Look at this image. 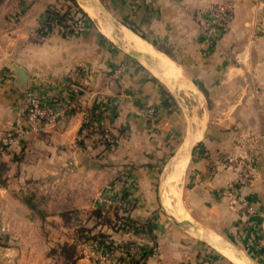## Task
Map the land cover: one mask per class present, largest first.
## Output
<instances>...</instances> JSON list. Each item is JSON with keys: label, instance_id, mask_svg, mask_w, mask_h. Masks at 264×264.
Returning a JSON list of instances; mask_svg holds the SVG:
<instances>
[{"label": "crops", "instance_id": "crops-1", "mask_svg": "<svg viewBox=\"0 0 264 264\" xmlns=\"http://www.w3.org/2000/svg\"><path fill=\"white\" fill-rule=\"evenodd\" d=\"M96 1L171 58L190 89L91 24L44 31L62 0H0V264H125L113 259L129 262L127 243L151 251L143 264H235L224 249L264 264V0ZM225 1L233 17L208 39L196 18ZM31 96L68 107L26 134ZM187 96L199 99L198 114ZM93 105L100 127L83 137ZM103 128L119 141L105 144ZM249 152V178L232 192L244 166L226 160ZM180 159L178 193L167 195L164 178ZM100 235L117 247L110 260L96 254Z\"/></svg>", "mask_w": 264, "mask_h": 264}, {"label": "built area", "instance_id": "built-area-1", "mask_svg": "<svg viewBox=\"0 0 264 264\" xmlns=\"http://www.w3.org/2000/svg\"><path fill=\"white\" fill-rule=\"evenodd\" d=\"M59 12H63L61 9H57ZM234 14V3L231 1H225L221 3H213L210 4L203 12L199 13L196 20L203 32V34L208 39H214L218 36V33L225 30L233 17ZM63 27L70 32L73 33H81L87 29L89 26V21L85 16L81 15H74L69 14L63 22ZM51 27L57 25L55 21L51 22ZM44 31H48L49 28L45 25L43 26ZM68 105L66 102H44L35 96H31L29 98L27 108H26V117L28 122V127L24 131V133H35L47 125L54 123L59 118L64 115V111ZM83 124H86L82 128L83 134H87L92 132L93 130H98L99 126V119H92L90 113H86L84 117ZM100 136L105 144L107 145H114L119 141L117 136H114L110 131L103 128L101 129ZM17 137H10L8 142H14ZM3 148L0 146V153H2ZM252 159V153L249 152L247 161H240L233 158H229L226 160L227 162L231 163H242L241 165L244 166V170L242 173H239L237 181L230 185V189L232 192L237 193V187L240 183H244L248 180L247 176L250 174L248 172L251 168L250 161ZM245 162V163H244ZM234 201L237 202L238 196L234 194L233 197ZM238 202L240 203V207L246 214H250L253 211V208L249 203L243 199L239 198ZM124 221V219H121ZM97 247H99L96 254L100 257L101 260H110L112 258V253L116 250V246L113 243H110L108 240H105L104 243L96 242ZM124 254L128 257L129 262L125 261L121 258H114L113 260H117L118 262H122L125 264H131L132 257H137L140 255L141 248L138 245L131 244L126 248H123ZM196 264H208V262L204 260L198 261Z\"/></svg>", "mask_w": 264, "mask_h": 264}, {"label": "bare ground", "instance_id": "bare-ground-1", "mask_svg": "<svg viewBox=\"0 0 264 264\" xmlns=\"http://www.w3.org/2000/svg\"><path fill=\"white\" fill-rule=\"evenodd\" d=\"M83 1V0H82ZM84 10V9H83ZM88 13L92 16L94 15V12L92 9L87 8L85 9ZM92 18V17H91ZM111 25V24H110ZM113 28V26H111ZM112 28L110 29L109 27H102L101 31L107 35L110 36V34L113 36V38L116 36L120 39V42L123 44V46L128 50V51H136L138 53H142L144 55H147L150 57L152 60L155 61L163 70L164 74L167 76L168 80L172 81L175 83L178 88L182 89H190V85L187 84V82L184 80L183 75L181 73V69L178 65H176L175 62L168 56H166L164 53L156 49L149 41L146 39L142 38L140 35L132 31L130 28H128L126 25L119 24L117 25L116 28V34L112 33ZM119 34V35H118ZM120 36V37H119ZM117 38V39H118ZM125 42V43H124ZM149 58V59H150ZM158 68V67H157ZM159 70V69H158ZM160 71V70H159ZM162 74V72L160 71ZM184 74V73H183ZM163 75V74H162ZM185 75V74H184ZM164 76V75H163ZM188 80V79H187ZM177 89V88H176ZM192 89V88H191ZM178 90V89H177ZM196 90V89H195ZM187 91V90H186ZM191 91V90H189ZM194 91V90H193ZM185 92V91H184ZM191 94V93H190ZM188 95V94H187ZM193 96V95H192ZM189 97V96H188ZM194 98V97H193ZM204 124V123H203ZM203 128V127H202ZM201 128V129H202ZM184 159V158H182ZM180 159V160H182ZM179 160V161H180ZM185 167V161L182 160L176 164V166L172 167L170 172L167 173L168 177L167 179L164 178V181L166 182V192L167 195H175L178 187V183L180 181V178L182 177V173L184 171ZM165 185V184H164ZM164 187V186H163ZM165 188V187H164ZM164 193V194H165ZM178 193V192H177ZM165 196V195H164ZM167 197V196H166ZM165 197V198H166ZM183 205H181L182 207ZM172 208V207H171ZM173 209V208H172ZM168 210V209H167ZM185 210V209H184ZM171 211V210H170ZM180 211V210H179ZM183 211V210H182ZM181 211V213H182ZM172 213V212H171ZM176 213V212H175ZM173 213V214H175ZM185 214V211H184ZM182 215V214H181ZM179 218V217H178ZM177 218V219H178ZM223 253H225L235 264H242L240 261H238L230 252L229 250H222ZM241 259V258H240ZM243 261V264H246L244 259H241Z\"/></svg>", "mask_w": 264, "mask_h": 264}, {"label": "trees", "instance_id": "trees-1", "mask_svg": "<svg viewBox=\"0 0 264 264\" xmlns=\"http://www.w3.org/2000/svg\"><path fill=\"white\" fill-rule=\"evenodd\" d=\"M71 2H74L75 3V0H70ZM67 8L65 11L63 12H59L55 7L51 6L47 9L46 11V18H45V21L43 22V26H47L49 29H51V22L55 21V23L59 26H62L63 27V22H64V19L69 15L71 14L70 12L72 11V9L69 7V5H67ZM84 15L86 13H83ZM122 23L124 25H126L128 28H130L132 31L138 33L136 31V29L131 25V23L127 20V19H123L122 20ZM43 34H45L43 31H42ZM142 38H147L146 35L144 34H140L138 33ZM89 113L91 115V118L92 119H100L102 118V114L100 112H98V108L96 106L93 105V107L91 109H89ZM86 126V124H83L82 125V128ZM93 132H97V130H93L92 132L90 133H93ZM82 129H80V132L79 134H82ZM90 133H87L86 135H84L83 137L89 135ZM82 137V138H83ZM132 227V224H130L128 221L124 220V221H121L120 222V228L122 229H125V228H131ZM150 231V230H149ZM105 240H108L105 238L104 235H100L99 236V239L97 240L98 242L100 243H104ZM110 243H113L112 241L108 240ZM129 245H131V243H127V244H123L122 247L126 248L128 247ZM62 250V253L63 255L66 257V258H71L74 254V247L72 245H69V244H65L62 246L61 248ZM151 253L150 250H147V249H144L142 248L141 249V252H140V255H138L137 257H132L131 259V264H143L144 260L147 258V256Z\"/></svg>", "mask_w": 264, "mask_h": 264}, {"label": "rangeland", "instance_id": "rangeland-1", "mask_svg": "<svg viewBox=\"0 0 264 264\" xmlns=\"http://www.w3.org/2000/svg\"><path fill=\"white\" fill-rule=\"evenodd\" d=\"M62 1L65 4V6L67 4L72 9V11L70 12L71 14L85 16L88 19L89 23L95 29H100L101 30L102 27H105V28L109 27L110 29L112 28L111 26H109L111 24L110 23V19L108 17H106L105 15H103L104 13L107 12V9L104 7V5L102 3H100V2H98L96 0H93V1H91V0H83V1L82 0H75L76 1L75 3L71 2L70 0H62ZM90 2H91V4H94L96 9H94L93 7L90 6ZM104 2H105V0H104ZM87 8L92 9L95 16L87 14L88 12L85 10ZM83 13H86V14L84 15ZM112 19L114 20L115 24H118L117 21H119V19L117 20L114 17ZM112 30H115L114 27H113ZM184 98H185L184 99L185 100V104L192 110V112L194 114H198V108H196V107L200 103L199 99H197L196 97L193 98V97H188V96L184 97ZM10 137H12V135H10ZM10 137H8L7 140ZM0 156H1V153H0Z\"/></svg>", "mask_w": 264, "mask_h": 264}, {"label": "water", "instance_id": "water-1", "mask_svg": "<svg viewBox=\"0 0 264 264\" xmlns=\"http://www.w3.org/2000/svg\"><path fill=\"white\" fill-rule=\"evenodd\" d=\"M90 6L93 7L94 9H96L95 6H94V4H91V2H90ZM103 15H105L106 17H108V18L110 19V23H111V25L115 28V27H116V24L114 23V20L112 19L113 17H111V16L108 14V12L104 13ZM115 41L117 42V40H115ZM117 43H119V42H117ZM125 51H126V53H128V55H130V56H132V57H134V58H138V59H140V58H144L145 60L150 61L151 65H152L153 67H155V66H154V64H155L154 60H152V59H151L150 57H148L147 55H144V54H142V53H138V52H136V51H128V50H125ZM149 58H150V59H149ZM156 66L159 67L157 63H156ZM15 68H16V70H17L18 72L21 73V75L23 74L22 69L18 68L17 66H15ZM188 152H189V150H188ZM178 156H180V154H179ZM178 156H177V157H178ZM173 160H174V159H173ZM239 254H241V253H239ZM241 255H242V254H241ZM242 257H243V255H242ZM243 258H244L245 261H249L245 256H244Z\"/></svg>", "mask_w": 264, "mask_h": 264}]
</instances>
